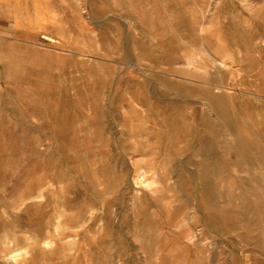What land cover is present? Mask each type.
<instances>
[{
    "label": "rangeland",
    "instance_id": "rangeland-1",
    "mask_svg": "<svg viewBox=\"0 0 264 264\" xmlns=\"http://www.w3.org/2000/svg\"><path fill=\"white\" fill-rule=\"evenodd\" d=\"M77 3L0 8V264H264V0Z\"/></svg>",
    "mask_w": 264,
    "mask_h": 264
},
{
    "label": "crops",
    "instance_id": "crops-1",
    "mask_svg": "<svg viewBox=\"0 0 264 264\" xmlns=\"http://www.w3.org/2000/svg\"><path fill=\"white\" fill-rule=\"evenodd\" d=\"M77 1L78 0H0V8L2 12L8 14V19H13L12 25L18 27L17 25L22 23L27 29L37 30L39 29L38 19H70L60 14V10H54V8H62L61 6L63 5L78 7L80 5ZM64 2H68V4H64Z\"/></svg>",
    "mask_w": 264,
    "mask_h": 264
},
{
    "label": "bare ground",
    "instance_id": "bare-ground-1",
    "mask_svg": "<svg viewBox=\"0 0 264 264\" xmlns=\"http://www.w3.org/2000/svg\"><path fill=\"white\" fill-rule=\"evenodd\" d=\"M52 14H53V13H52ZM41 36H42V35H41ZM42 39H46V40H48L49 42H54V40H53L52 38H50V37H48V36H45V35L42 36ZM120 57H121V56H120ZM50 59H51V58H50ZM46 61H47V59H43V60H42L43 63H45ZM49 61H50V60H49ZM206 95H208V93H206ZM204 96H205V95H204ZM206 97H207V96H206ZM206 97H205V98H206ZM213 97H214V96H213ZM210 98H211V97H210ZM210 98H209V99L207 98L208 101L210 100ZM215 98H220V97H215ZM218 100H219V99H218ZM221 101H222V100H221ZM209 102H210V101H209ZM212 102H213V100H212ZM212 102H210V103H212ZM207 103H208V102H207ZM210 103H209V104H210ZM216 103H217V102L215 101V103L212 104V106L215 105ZM219 104H221V103H219ZM207 105H208V104H207ZM216 106H218V104H217ZM214 109H215V107H214ZM217 109L222 110L221 107H218ZM216 111H217V110H216ZM223 111H224V109H223ZM221 112H222V111H221ZM221 112H220V113H221ZM220 113H219V114H220ZM226 113H227V112H226ZM216 114H218V112H216ZM219 114H218V115H219ZM222 114H224V112H222ZM222 114H221V115H222ZM225 116H226V115H225ZM216 117H217V116H216ZM223 117H224V116H223ZM223 117H222V118H223ZM58 118H59V117H58ZM217 119H218V118H217ZM225 119L227 120L228 118H225ZM228 120H229V119H228ZM228 120H227V121H228ZM220 121H221V120H220ZM222 121H223V120H222ZM56 125H57V124H56ZM227 125H228V124H227ZM236 139H237V138H236ZM234 140H235V139H234ZM237 140H238V139H237ZM238 141H240V139H239ZM238 141H237V142H238ZM241 142H242V141H240V143H241ZM234 145H235V141H234ZM240 147H241V146H240ZM242 147H243V146H242ZM244 148H245V147H244ZM238 149H239V148H238ZM241 150H242V149H241ZM241 150H240V152H241ZM236 151H238V150H236ZM253 163H254V162H253Z\"/></svg>",
    "mask_w": 264,
    "mask_h": 264
}]
</instances>
